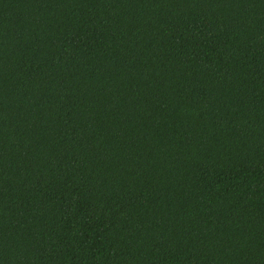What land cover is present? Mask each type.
Here are the masks:
<instances>
[{
  "label": "trees",
  "instance_id": "trees-1",
  "mask_svg": "<svg viewBox=\"0 0 264 264\" xmlns=\"http://www.w3.org/2000/svg\"><path fill=\"white\" fill-rule=\"evenodd\" d=\"M0 264H264V0H0Z\"/></svg>",
  "mask_w": 264,
  "mask_h": 264
}]
</instances>
